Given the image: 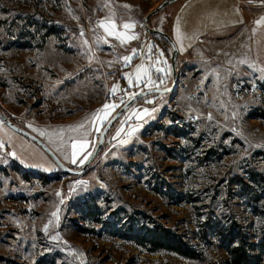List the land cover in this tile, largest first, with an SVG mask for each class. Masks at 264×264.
Segmentation results:
<instances>
[{
  "label": "rangeland",
  "instance_id": "obj_1",
  "mask_svg": "<svg viewBox=\"0 0 264 264\" xmlns=\"http://www.w3.org/2000/svg\"><path fill=\"white\" fill-rule=\"evenodd\" d=\"M162 1L0 0V113L80 168L132 94L171 85V47L143 28ZM241 1L177 0L148 20L178 50L174 89L126 110L81 176L0 120V264H264V74L250 30L220 35L264 7Z\"/></svg>",
  "mask_w": 264,
  "mask_h": 264
},
{
  "label": "water",
  "instance_id": "obj_2",
  "mask_svg": "<svg viewBox=\"0 0 264 264\" xmlns=\"http://www.w3.org/2000/svg\"><path fill=\"white\" fill-rule=\"evenodd\" d=\"M177 0H163L155 9H153L152 11L148 12L145 17L143 18V28L144 31L147 34L159 37L160 39L166 41L170 47H171V57H170V74H171V85L167 88H162V89H150V90H146L143 92L138 93V95L135 96L134 99L129 98L126 102H124L122 104V106L113 114V116L108 120V122H106V124L104 125L98 139H97V143L95 145L94 150L91 152V155L88 157V159H86V161L82 164V166L78 169H72L67 167L66 165H64L58 158L57 156L54 154V152L51 151V149L42 142L41 139L37 138L36 136H34L33 134H31L30 132L19 128L18 126H16L12 121H10L9 119L6 118V116H3L0 113V120L4 123V125H6L10 130H12L13 132L23 136L24 138L32 141L33 143H35L36 145H38L48 156L49 158L54 162V164L57 166V168L64 174H68L71 176H81L82 174H84L86 172V169L89 167V165L91 164V162L97 157V155L100 153L104 140H105V136L108 132V130L110 129L111 125L121 116L124 114V112L126 110H128L132 105H134L135 103H137L138 101H140L141 99L150 96V95H165V94H169L171 91H173L174 86L176 84V62H177V58H178V50L174 44V42L170 39V37L168 36V34L160 31V30H156V29H151L148 27V20L153 17L154 15H157L158 13H160L161 11H163L165 8H167L168 6H170L171 4H173L174 2H176Z\"/></svg>",
  "mask_w": 264,
  "mask_h": 264
},
{
  "label": "crops",
  "instance_id": "obj_3",
  "mask_svg": "<svg viewBox=\"0 0 264 264\" xmlns=\"http://www.w3.org/2000/svg\"><path fill=\"white\" fill-rule=\"evenodd\" d=\"M229 1H231L232 3L239 4V9H241V0ZM252 10H250L249 17L245 16V19H243L244 21L242 20V18H238V20L232 25H226L225 27L221 28L220 30L222 32L220 33V35H228L229 33L231 34L232 32H235L233 36L244 37V35L246 34L245 32H249L250 30V35H248L247 40L249 49V59L253 64L252 66L257 71L264 74V23H256L257 21L264 18V7L258 9L254 8ZM243 14L246 15V13ZM211 36H214L211 32L208 34L206 33L205 35V37Z\"/></svg>",
  "mask_w": 264,
  "mask_h": 264
},
{
  "label": "snow or ice",
  "instance_id": "obj_4",
  "mask_svg": "<svg viewBox=\"0 0 264 264\" xmlns=\"http://www.w3.org/2000/svg\"><path fill=\"white\" fill-rule=\"evenodd\" d=\"M124 7H125V8H130L129 5H124ZM99 23L101 24V26H103V23H104V22H103V21H100ZM256 23H257V24L264 23V18H262L261 20L257 21ZM134 26H135V25H134V23H132V22H125V23L123 24V28H124V29H131V28H133ZM254 31H255V30H254ZM81 35H83V33H81ZM137 38H138V37H137L136 35H132V36L128 37L129 40L137 39ZM97 39H99V37H98ZM105 42H107V41H105ZM123 42H124V41L122 40L121 43H123ZM152 47H153V46H152L151 44L148 45L149 52H151ZM132 51H133V56H134V55L137 53L138 50H137V49H133ZM159 55H163V52H160ZM133 56H124L122 59H123L125 62H129V61L133 58ZM157 62H158V63H165V64H166V61H157ZM241 63H244V61H241ZM142 67H143V65H138V66H137V71L139 72L140 69H142ZM156 71H157V72H161V71H164V69H162V68H157ZM142 82H143L142 79H141V80H138V81L136 82V83H137V86L139 85V83H142ZM149 83H151V84H155V82H154V81H151V80H149ZM160 83H163V80H161ZM145 86H147V85H145ZM116 90H118V89H117V86H116V85H113V89H112L113 93H114ZM121 91H122V90H121ZM136 95H138V94H132V96H131L130 98H131V99H134ZM146 102H147V103H151L152 101H146ZM110 107H115V105L110 106L109 104L105 103V104L102 106L101 109H98V110H97V113H99V112H105V114H107V110H108ZM143 111H144V112H147L148 109H144ZM97 113H93L92 115H93V116H96ZM211 118H212V117L209 116V119H211ZM101 122H102V121H101ZM0 123H2V122H0ZM28 127H31V125H28ZM79 127H83V125H80ZM34 131H39V135H40L41 137H44L45 135H47V133H45V131H43V130H36V129H34ZM129 134H131V133H129ZM119 135H120V131L118 130V131H117V136H119ZM69 139H71V138H69ZM63 142H64V141L62 140L61 143H63ZM5 146H6V145H5L4 141H0V148H3V147H5ZM82 146H83V145H81V147H82ZM76 147H77L76 142H75V141H72V148H73V149H76ZM13 155H14V153H13ZM90 155H91L90 152L87 153L86 155H84L83 158L80 160V163H83L84 160L88 159V157H89ZM67 158H68L67 155H65V159H67ZM71 162H72L73 164L77 163L76 152H75V151H73V153H72V159H71ZM57 195H59V193H57ZM51 215H52L53 217H57V218H58V214H57V212H52ZM50 222H51V221H50ZM50 222H49V223H50ZM47 228H48V225L46 224V225L44 226L45 231L47 230ZM52 239H54V240H58L59 237H58V236H54V237H52Z\"/></svg>",
  "mask_w": 264,
  "mask_h": 264
},
{
  "label": "trees",
  "instance_id": "obj_5",
  "mask_svg": "<svg viewBox=\"0 0 264 264\" xmlns=\"http://www.w3.org/2000/svg\"><path fill=\"white\" fill-rule=\"evenodd\" d=\"M164 11V10H163ZM162 12V11H161ZM51 35V34H50ZM162 40V39H161ZM164 41V40H162ZM165 42V41H164ZM166 43V42H165ZM168 44V43H167ZM157 241V240H156ZM155 243V242H154ZM157 245H159L160 248L165 249V250H169L175 254H178L182 257H186V258H191L193 255L191 254V252H189L187 249L182 248L181 245H179L178 243L174 244L172 242H166L167 244H163L162 242L157 241L156 242ZM165 245V246H163ZM236 264H241V262H237Z\"/></svg>",
  "mask_w": 264,
  "mask_h": 264
}]
</instances>
